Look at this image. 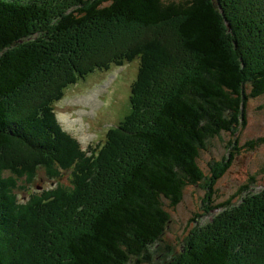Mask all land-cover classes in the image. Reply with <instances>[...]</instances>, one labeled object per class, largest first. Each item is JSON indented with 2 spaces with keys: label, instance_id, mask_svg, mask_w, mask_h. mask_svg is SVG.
<instances>
[{
  "label": "trees",
  "instance_id": "16d2710c",
  "mask_svg": "<svg viewBox=\"0 0 264 264\" xmlns=\"http://www.w3.org/2000/svg\"><path fill=\"white\" fill-rule=\"evenodd\" d=\"M248 1L249 14L263 18L264 0ZM234 2L0 0V264H50L58 257L65 260L62 264H229L237 248L245 255L237 264H264L255 258L264 255L245 252L227 235L222 212L206 223L207 235L200 244L193 236L191 246L174 249L163 240L172 212L204 182L207 206L202 202L204 212L191 220L194 223L213 209L233 208L234 200L249 190L244 185L225 203L210 206L217 182L243 147L234 133L246 125L247 101L264 97V67L249 74L245 84L242 81L247 68L240 64L239 42L228 24L242 36L236 5L246 4ZM251 20L242 18L244 23ZM168 21L179 24L183 47L165 46L161 40L167 50L161 54V45L146 41L134 46L137 50L131 55L126 53L123 63L140 59L130 113L119 127L108 129L98 153L91 145L83 150L78 138L64 130L55 107L78 83L76 78L84 80L110 66L105 64L109 56L90 55L85 56L89 62L79 66L77 59L84 52L95 54L85 44L97 39L95 34L105 37L117 22L156 27ZM104 23L99 30L97 25ZM257 24L261 26L250 29L248 40L260 46L264 20L259 18ZM249 59L244 57L247 65ZM166 65L180 74L182 88L157 89L161 103L152 126L156 129L138 127L134 131H141L129 133L126 123L136 121L139 113L136 97L143 75ZM145 94L143 89L142 98ZM222 134L229 155L204 168L202 155ZM261 145L264 136L245 143V148L253 151ZM63 171L72 172L71 186L58 182ZM41 172L53 186L20 200L24 184ZM252 177L254 182L256 175ZM246 209L255 212L244 205L233 219L244 221L240 211ZM36 212L41 237L33 225ZM259 225L264 227V222ZM228 230L230 235L241 234L237 224Z\"/></svg>",
  "mask_w": 264,
  "mask_h": 264
},
{
  "label": "rangeland",
  "instance_id": "374dc122",
  "mask_svg": "<svg viewBox=\"0 0 264 264\" xmlns=\"http://www.w3.org/2000/svg\"><path fill=\"white\" fill-rule=\"evenodd\" d=\"M234 1L236 4L237 0ZM248 3V0H244V4L246 5L242 7L236 5L237 12L235 19L236 22L240 20L242 23L239 24L237 22V25L243 28L240 33L242 36L238 32L234 34L233 27L230 23L228 24L231 36L239 42L238 53L242 56L241 59L239 55V59H241L240 64L243 65L245 63L243 68H247L245 76L242 79L244 84L249 80V74L264 67V42L263 44L260 43V46H255L248 40V35L252 36V30L250 29L255 26L253 31H256L261 26L257 24L259 18L263 21L264 17H260V14H258L259 17L251 16L248 11ZM247 17H251L252 20L246 23L242 22V18ZM106 24H99L97 28L102 31V28ZM261 33H263V30H261ZM95 36L97 39L85 44V47L89 50H95V54L91 55L84 52L83 57L77 59L78 65L81 66L83 63L89 62L90 59L85 56L90 55L92 58L97 57L98 59L109 56V61L105 64L110 66L103 68L104 70L101 69L102 71L97 70L89 74L84 80L80 79L77 81L76 78V82L78 83L71 85L66 90L65 97L56 104L55 110L64 130L78 138L83 150L87 151L91 145L95 146L94 149H97L96 152L98 153V144H104L108 129L119 126L130 113L132 85H134L138 78L140 59H134L132 62L128 60L127 63H123L124 60L122 59L126 56V53L129 52L127 55H131L137 50L134 46L147 41L161 45L160 48H164V50H160V53L163 54L167 51L165 48L167 43L168 46L170 44L182 48L183 41L179 35V24L176 23L174 25L172 21L164 22L156 27H144L137 23H131L125 26L117 22V24H111L106 36L101 38H105L103 39L104 42H100L101 39L98 38L97 34ZM239 37L243 39L244 45L241 44ZM161 40L165 41V46L163 47L162 42H160ZM156 55L162 57V55H158L157 53ZM245 56L250 58L249 65L244 61ZM180 77L179 73L176 74L167 65L158 71H151L146 75V78L143 75V80L140 83L141 85L138 88V95L136 97V108L139 113L137 114L136 121L132 120V122L129 121L126 123L130 128L129 133L134 134L141 131V129L134 131L138 127H143L147 132L156 129L152 126H154V120L160 112L161 103V96L157 89L164 90L163 87H166L167 90L175 89L176 91V88L179 87L180 90L182 88L180 87L182 84L180 83ZM143 89L146 91L145 98H142ZM141 106H143V110H139ZM143 113H147L148 115L142 116ZM148 118H151L149 119L151 120L150 122L149 120L147 121ZM240 130L239 133L234 134L238 138V143L243 147L235 151L232 166L217 182L215 186L217 193L212 198L213 202L210 203V206L215 207L216 204L225 203L227 199L237 193L244 185L249 190L243 191L234 200L233 208L227 210L224 208L213 209L211 214L205 215L195 223L193 221L191 222V220L197 219L196 215L204 212L202 202L204 206H207L206 199L208 196L206 194L208 190L204 188L206 187V183L204 182L202 184L204 187L195 193L189 191L185 200L172 212L171 224L163 237L166 247L179 249L183 244L184 249H186L188 243L191 246L190 243L192 242L193 236H195V239H199L197 244H200L207 235L205 231L206 223L211 221L212 217L217 213L222 212L220 214V221L226 227L227 235L231 237L236 246L243 245L244 251L252 255L255 253L264 255V227L259 225V222H264V197H261L264 194V170L262 171L264 169V145L259 146L253 151H248L245 148V143L264 136V97L259 99L250 98L247 101L246 125L240 128ZM225 145L229 146L224 134L212 140L210 151L204 153L201 158L204 168H209V163L222 161L229 155V152L225 151ZM119 162V158L117 160L116 157L117 166L120 165ZM253 175H256L254 182L251 180ZM71 179L72 172L63 171L62 177L58 182L64 186H71ZM22 184L20 183V185ZM52 186L53 182L44 172H41L31 184H24V189L19 191L21 193L20 200L28 201L31 195L41 193L46 189H50ZM55 186L56 183L54 184ZM244 205H247L250 209H255V212L246 209L240 211L243 214L244 221L233 219V215ZM37 213H35L33 225L37 224ZM220 221L216 223H220ZM233 224H237L241 228V234L238 237L229 234L231 232L228 229L231 230ZM35 228L38 237H41L42 234L39 224ZM10 243V241H6V248L10 247ZM236 251L237 255L229 264H237L245 257L241 249L237 248ZM6 254L10 255L11 253L6 252ZM255 258L260 259L256 260L257 263H264V258ZM63 262L65 260L58 257L56 261L52 258L50 264H62ZM252 262L253 260H250L248 264Z\"/></svg>",
  "mask_w": 264,
  "mask_h": 264
}]
</instances>
